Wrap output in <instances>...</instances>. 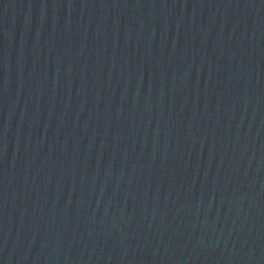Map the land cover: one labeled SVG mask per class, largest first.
<instances>
[{"label":"water","instance_id":"obj_1","mask_svg":"<svg viewBox=\"0 0 264 264\" xmlns=\"http://www.w3.org/2000/svg\"><path fill=\"white\" fill-rule=\"evenodd\" d=\"M0 264H264V0H0Z\"/></svg>","mask_w":264,"mask_h":264}]
</instances>
